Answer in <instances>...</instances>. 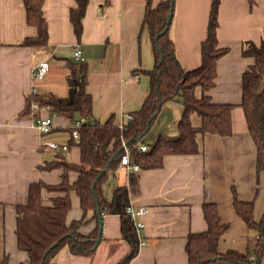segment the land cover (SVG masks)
<instances>
[{"label": "crops", "instance_id": "1", "mask_svg": "<svg viewBox=\"0 0 264 264\" xmlns=\"http://www.w3.org/2000/svg\"><path fill=\"white\" fill-rule=\"evenodd\" d=\"M161 1L111 0L105 5V0H89L79 42L71 22L75 0H45L47 45L25 47L21 46L24 39L37 37L38 30L28 24L23 0H0V263L4 259L6 264L29 263V255L17 245V207L27 203L31 184L61 183L63 169L45 171L40 167L54 160L68 162L63 155L76 143L72 142L70 119L52 113H42L52 117V131L40 134L35 114L26 111L29 96L35 91L43 98L66 97L68 63L74 60V49L80 45L89 70L87 92L92 97L93 115L100 123L113 117L115 124L122 126L141 109L150 91L149 77L136 76L133 71L154 67L151 37L142 26L148 4ZM211 3L212 0H175L171 35L176 55L186 70L201 65ZM218 19L219 44L229 52L218 62L216 86L210 95L215 103L235 106L233 133L227 137L200 135L199 154L167 156L161 168L136 173L139 186L130 205L147 209L140 233L147 245L138 248L129 264H189L188 238L207 230L203 213L207 203L217 204L220 222L227 225L219 239L220 253L245 252L254 249L259 241V232L249 229L237 214L234 196L244 202L253 201L254 219L261 221L264 170L258 171L257 147L241 101L243 74L254 64L253 59L243 57L242 45L245 41L259 45L264 40V0H255L252 7L249 0H221ZM42 63L49 64V72L37 80L33 74ZM202 93L200 88L195 90L196 97ZM183 110L179 101L163 105L149 131L153 142L159 136H179ZM191 122L201 125L196 114ZM51 143L69 148L53 151ZM51 154L55 155L52 160ZM132 173L120 167L114 184L129 186ZM68 176L70 183L78 177L76 172ZM56 196L58 193L43 191L44 204L50 205ZM83 216L80 199L73 191L67 224ZM97 225L98 219H91L78 225L77 230L90 234ZM130 251L120 216L104 214L102 239L91 257L74 256L63 248L49 264H120Z\"/></svg>", "mask_w": 264, "mask_h": 264}, {"label": "trees", "instance_id": "2", "mask_svg": "<svg viewBox=\"0 0 264 264\" xmlns=\"http://www.w3.org/2000/svg\"><path fill=\"white\" fill-rule=\"evenodd\" d=\"M111 0H105L109 5ZM76 7L71 10V22L78 41L83 35L89 0H75ZM27 21L35 26L38 35L26 38L21 46H45L48 42V24L44 16L45 0H23ZM251 7L255 0H249ZM221 0H212L208 34L202 44L201 65L193 70H186L176 55V46L171 35L170 14L175 12V0H163L156 5L148 4L142 30L147 29L153 47L154 67L151 70H134V75H147L150 79V91L140 110L133 112L122 126L115 124L113 117L100 123L93 115V101L87 92L88 66L86 62L73 60L68 63V94L66 97L54 95L43 98L29 97L27 109L36 100L40 106H49L51 113L67 117L72 124L80 118L85 122L79 129L78 146L81 151L79 165L64 160L46 162L40 168L52 171L64 170L59 184L49 185L43 181L31 184L28 201L17 207V245L29 255L28 264H49L63 248H68L74 256L91 257L99 237V222L90 234H82L77 226L97 218V206L102 214L119 215L122 220L123 237L130 245L131 251L120 264H129L137 255L138 236L134 222L127 210L132 195L137 193L139 181L132 173L129 186L119 187L113 182L116 171L120 168L123 144L131 151L132 161L141 170L159 169L164 159L171 155H196L201 149L198 136L208 134L222 137L231 136L232 111L234 105L215 103L210 92L216 86L217 66L219 60L229 50L219 44V8ZM245 58L254 60V64L243 74L242 101L249 132L257 147V168L264 170V40L258 45L245 41L242 45ZM200 88L202 95L196 97L195 90ZM179 101L183 104L182 118L178 123L179 136L167 139L159 136L153 145L141 152L140 146L149 133L165 103ZM201 119L200 126L191 122L192 115ZM72 128L70 129V133ZM75 143V140L72 139ZM76 172V182L70 183L69 173ZM43 191L58 193L45 205ZM77 193L84 216L81 220L67 224L66 217L71 210V193ZM234 207L249 229L259 232V241L254 249L245 252L229 251L220 253L218 243L227 225L221 224L218 207L207 203L203 213L208 228L202 233L191 234L187 243L189 264H262L264 258V216L261 221L254 219V202H244L234 196ZM0 264H6V259Z\"/></svg>", "mask_w": 264, "mask_h": 264}, {"label": "built area", "instance_id": "3", "mask_svg": "<svg viewBox=\"0 0 264 264\" xmlns=\"http://www.w3.org/2000/svg\"><path fill=\"white\" fill-rule=\"evenodd\" d=\"M73 59L77 62H86L85 55L83 49L80 45L76 46L73 53ZM49 72V64L42 63L38 66L37 70L34 72L33 76L37 80L43 79L47 73ZM37 96V93L33 91L29 97ZM30 112L34 115V122L36 128L39 130L40 134H48L53 129V122L51 116H42V113H51L49 106H40V104L33 100L30 105ZM85 122V118H81L72 124V132L71 136L75 141H79V129ZM49 147L53 151H67L69 146L68 145H60L57 143L49 144ZM141 152H146L149 148L146 145L140 146ZM123 151L124 153L121 156V164L120 167L126 168L129 172L138 173L141 171L140 166L135 164L132 161L131 151L129 147L123 144ZM128 215L134 222L135 230L138 236L139 247L147 245V242L144 238L141 237V231L144 229V223L142 218L146 215L147 209L146 208H134L132 205L129 206L127 210Z\"/></svg>", "mask_w": 264, "mask_h": 264}, {"label": "rangeland", "instance_id": "4", "mask_svg": "<svg viewBox=\"0 0 264 264\" xmlns=\"http://www.w3.org/2000/svg\"><path fill=\"white\" fill-rule=\"evenodd\" d=\"M172 136L167 137V139H176V138H171ZM143 143L146 146H151L154 142L151 139V133H148L144 139H143ZM58 144V143H57ZM54 154L50 155V160H52L54 158ZM65 160H67L68 162H72V163H81V155H80V148L78 146V142L76 141V143L71 147V151L65 153L64 155Z\"/></svg>", "mask_w": 264, "mask_h": 264}, {"label": "water", "instance_id": "5", "mask_svg": "<svg viewBox=\"0 0 264 264\" xmlns=\"http://www.w3.org/2000/svg\"><path fill=\"white\" fill-rule=\"evenodd\" d=\"M172 19H173V14H170L169 18H168V22H167L168 26L171 24ZM97 218H98V222H99V237L97 239L95 248H97V246L99 245V243L102 239V234H103V214H102V210L99 206H97Z\"/></svg>", "mask_w": 264, "mask_h": 264}]
</instances>
